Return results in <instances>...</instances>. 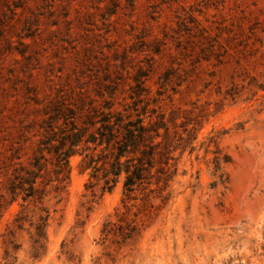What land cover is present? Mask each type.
<instances>
[{"label":"rangeland","instance_id":"1","mask_svg":"<svg viewBox=\"0 0 264 264\" xmlns=\"http://www.w3.org/2000/svg\"><path fill=\"white\" fill-rule=\"evenodd\" d=\"M77 106L140 115L167 174L103 191L80 150L14 197ZM0 264H264V0H0Z\"/></svg>","mask_w":264,"mask_h":264},{"label":"trees","instance_id":"2","mask_svg":"<svg viewBox=\"0 0 264 264\" xmlns=\"http://www.w3.org/2000/svg\"><path fill=\"white\" fill-rule=\"evenodd\" d=\"M75 108L76 111H70L68 116H61L65 123L60 127L55 122L60 118L54 115L61 109L49 116L44 130L43 147L39 150L41 155L34 160L31 168L22 167L15 175L11 189L14 197L21 193L24 202H28L37 196L42 204L43 198L50 192L47 190L49 185H52L51 190L54 192H62L70 179L69 159L80 150L81 153L91 152L84 156L85 167L93 169L95 178L102 172L103 191L111 190L122 175L125 196L130 197L138 190H145L153 177L152 170L158 163L160 167L157 172L167 174L169 153L165 147L162 149L161 143L156 142L158 131L152 125H146L140 115L133 118L131 114H123L111 108H108L106 114L95 111L93 107ZM99 149L100 153L95 159L94 152ZM44 152L55 156L54 178H47L48 160L45 159ZM99 162L100 166L97 165ZM41 179H45L42 181L43 185L39 184ZM22 206V213H27V205ZM39 210L44 211L41 207ZM38 221L42 223L40 237L45 238L47 218L40 214Z\"/></svg>","mask_w":264,"mask_h":264}]
</instances>
